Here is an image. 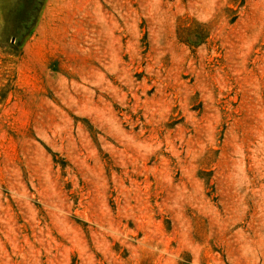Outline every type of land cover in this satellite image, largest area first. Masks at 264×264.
I'll return each mask as SVG.
<instances>
[{"label":"rangeland","instance_id":"obj_1","mask_svg":"<svg viewBox=\"0 0 264 264\" xmlns=\"http://www.w3.org/2000/svg\"><path fill=\"white\" fill-rule=\"evenodd\" d=\"M0 264H264V0H0Z\"/></svg>","mask_w":264,"mask_h":264}]
</instances>
